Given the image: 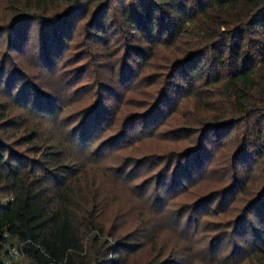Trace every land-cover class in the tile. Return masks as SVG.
Returning <instances> with one entry per match:
<instances>
[{
  "label": "trees",
  "instance_id": "trees-1",
  "mask_svg": "<svg viewBox=\"0 0 264 264\" xmlns=\"http://www.w3.org/2000/svg\"><path fill=\"white\" fill-rule=\"evenodd\" d=\"M10 3L0 18V264L14 245L30 264H132L156 220L190 235L211 217L217 236L194 252L264 264V0ZM26 51L35 66L14 56ZM148 140L165 146L125 155ZM88 157L105 164L94 172L115 171L114 191L147 169L136 228L105 229L113 191L83 171ZM210 168L218 178L200 195ZM155 251L137 264H183L179 248Z\"/></svg>",
  "mask_w": 264,
  "mask_h": 264
},
{
  "label": "rangeland",
  "instance_id": "rangeland-1",
  "mask_svg": "<svg viewBox=\"0 0 264 264\" xmlns=\"http://www.w3.org/2000/svg\"><path fill=\"white\" fill-rule=\"evenodd\" d=\"M12 9V5L10 3V0H0V18H6L8 17V14L10 10ZM82 44L78 45L77 48H79ZM2 47V46H1ZM70 55V54H69ZM16 59L18 58L19 60H22L24 62H28L29 64L36 65L34 62H32V59L29 57L31 56L28 51L24 52L22 54L21 52H17L14 54ZM99 57L102 58V55H99ZM100 58V59H101ZM73 63V62H72ZM70 63V66L68 67L67 70H71L74 68V66H77L78 64H72ZM50 73L47 71H44V75L48 76ZM61 134V133H60ZM59 134V136H60ZM64 141L67 142V139H64ZM150 142H141L140 147H135L134 149L131 147L125 155L129 156H137V153L139 152L140 156H144L142 152L145 154L147 152H150L152 150H157L161 149V147L164 148L165 144L161 146V142L155 140L151 142V140H148ZM65 143V142H64ZM96 144L92 147L94 150L97 148ZM72 147V146H71ZM162 148V149H163ZM222 156V153H219ZM224 154V152H223ZM220 156V157H221ZM224 156V155H223ZM219 158V157H218ZM217 158V159H218ZM89 159V160H88ZM88 161L83 162L81 165V168H83L84 172H89V176H96L98 173L103 175L104 177L102 178V183L103 188H106L107 191L111 192L113 191V194L110 196V198L105 201L106 205L110 208H112L113 212L111 210H107L106 213H104L102 219V223L107 230H112L113 234L118 235V233H124L125 231H130L138 226L137 220L139 219L138 213L135 210V205H138L142 207L141 202L139 201L141 198V192L142 188H138L137 186L143 182V179L146 178V172L147 169L143 172H139L137 175H140L139 177L135 178L134 181L128 184L127 186H119L115 188L114 191V186L117 185L120 182H117V174L115 171L107 170L104 172H99L97 170L98 168L104 166V163H101V165L96 164L93 162V158L88 157ZM219 161H223V157L220 158ZM81 163V162H80ZM120 163H118L119 165ZM115 164V166H118ZM82 170V169H81ZM210 172H207L204 176V178L197 182L198 184L196 185L195 189L200 193V195H205L209 191V184L215 180V178H218V173H213L212 169ZM208 170V171H209ZM113 189V190H111ZM118 201L120 203H125L123 206L125 209H127V212L124 214H120V210H116L118 206ZM109 202V203H108ZM175 203V200L171 201V205ZM176 204V203H175ZM151 207V206H150ZM175 208H178L176 205L171 207V210H175ZM153 211H156L154 208L151 207ZM149 210V209H148ZM169 210L168 209L165 211V213ZM118 212V213H117ZM169 212V211H168ZM167 212V213H168ZM177 214V210L175 212ZM172 214L173 215L176 214ZM230 215H225L223 218L224 220H227L230 218ZM211 219L210 221H202L200 223H194L192 226V229L189 231V234H184L182 231H180L176 225L173 222H170L168 220L159 219L156 220L155 224L151 227L149 232H146V236H142V239L145 241L146 246H144V253H142L143 256H151L153 253H156V249H158L161 246L165 247H170V248H179L181 251V259H177L180 263L183 264H209L211 261V257H206L202 256L201 253H196L194 250L198 248L199 246H204L208 247L211 245L213 238L217 236V229L214 225L216 224L217 220L215 217L209 218ZM221 230L227 229V225L220 226ZM197 236H194L195 234ZM227 240V239H226ZM108 241L113 242L114 244V237L109 236ZM227 242V241H226ZM142 257H132V264H137L140 262ZM4 258L7 261L8 264H30L26 257L21 255L15 256V258H11L9 255L5 254ZM164 258H167L166 256ZM167 259H170L169 257ZM175 260V259H174Z\"/></svg>",
  "mask_w": 264,
  "mask_h": 264
},
{
  "label": "built area",
  "instance_id": "built-area-1",
  "mask_svg": "<svg viewBox=\"0 0 264 264\" xmlns=\"http://www.w3.org/2000/svg\"><path fill=\"white\" fill-rule=\"evenodd\" d=\"M6 249H7L8 255L11 258H15V256L19 255V253L24 256V252L21 246H17V245L8 246L6 247ZM0 257H1V254H0Z\"/></svg>",
  "mask_w": 264,
  "mask_h": 264
}]
</instances>
